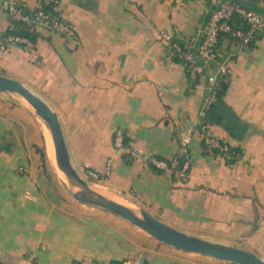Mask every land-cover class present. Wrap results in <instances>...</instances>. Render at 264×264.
<instances>
[{"label": "crops", "instance_id": "obj_1", "mask_svg": "<svg viewBox=\"0 0 264 264\" xmlns=\"http://www.w3.org/2000/svg\"><path fill=\"white\" fill-rule=\"evenodd\" d=\"M2 1L0 38L8 19ZM244 1L264 10V0ZM210 6L208 0H60L73 33L37 26L41 36L32 49L0 47V74L57 113L80 175L92 169L97 185L115 198L180 231L264 259V37L247 47L219 37L218 59L229 61L227 87L204 121L208 135L238 149L231 164L206 153L199 132L206 76L214 69L194 85L162 37L198 42ZM9 111L0 113V264H205L108 210L70 199L57 175L35 162L34 113ZM117 129L127 146H115ZM185 136L191 158L185 182L149 167L148 155L176 157Z\"/></svg>", "mask_w": 264, "mask_h": 264}, {"label": "built area", "instance_id": "obj_2", "mask_svg": "<svg viewBox=\"0 0 264 264\" xmlns=\"http://www.w3.org/2000/svg\"><path fill=\"white\" fill-rule=\"evenodd\" d=\"M210 8L208 16L202 29V35L198 42L190 38L185 41L172 39L168 34L162 33L163 39L167 43V49L175 52L184 63V69L190 81L196 85L198 79L205 74V71L214 69L206 76L208 89L199 111V132L204 138L203 150L210 155H220L225 159H232L238 153L230 151L232 148L229 144L208 135L207 125L204 121L206 112L213 107L218 100V87L222 80H225L229 71L227 59L219 61L216 52L220 35H230L239 40L242 47L249 46L255 36L260 34L264 37V16L243 7L239 3L231 0H208ZM23 0H3L2 9L8 17L14 20L22 21L32 27L40 26L47 33H58L71 35L73 33L72 24L62 16L60 9V0H36V10L32 16L26 13L23 7L18 5ZM44 6L50 8L45 11ZM236 16L244 27H234L232 21ZM17 43L25 49L33 46V43L27 38L19 35H2L0 38V47L3 51L7 50L8 45ZM216 63V64H215ZM124 133L122 129L114 132L113 141L115 146L122 147ZM190 138L182 137L179 142L178 155L169 161L155 155H148L146 163L155 168L166 172H173L179 181L185 182L188 177L190 168ZM178 158L182 159L179 162ZM129 159V158H128ZM233 162H229L231 164ZM85 173L93 178L98 179L99 174L89 168L84 169ZM104 174H108V169Z\"/></svg>", "mask_w": 264, "mask_h": 264}, {"label": "water", "instance_id": "obj_3", "mask_svg": "<svg viewBox=\"0 0 264 264\" xmlns=\"http://www.w3.org/2000/svg\"><path fill=\"white\" fill-rule=\"evenodd\" d=\"M233 1L245 3L244 0ZM5 92L25 100L31 106V111L43 120L52 141L55 161L66 178L62 182L66 185L70 196L77 202L108 210L129 221L155 240L174 249L197 253L228 263L264 264V259L249 250L185 233L162 222L140 206L114 200L99 192L75 168L57 113L48 103L23 83L0 74V94Z\"/></svg>", "mask_w": 264, "mask_h": 264}, {"label": "rangeland", "instance_id": "obj_4", "mask_svg": "<svg viewBox=\"0 0 264 264\" xmlns=\"http://www.w3.org/2000/svg\"><path fill=\"white\" fill-rule=\"evenodd\" d=\"M14 107H19V108H23L24 110L31 111V109L27 106V104L24 102V100L21 99L20 97L14 95V94L8 93V92L1 93L0 94V113L2 115L6 114V113L8 114V113H10L9 110L11 108H14ZM33 117L35 119L33 124H34L35 131H36V141H37V143L34 145V147H35V158H34L35 162L44 171H46V170L50 171L51 173L57 175V177L61 181H63L64 179L58 175V172H57L58 170L56 169V166L54 163V157H53L54 149H53V145H52V141H51L49 132L46 129L44 122L37 115H35ZM41 151L44 152V156H41ZM19 171H24V170L20 169ZM81 173H82L81 176L93 188H96V189L102 191L103 193L110 195L111 197L115 198V196L112 193L111 194L113 196L111 194L107 193L106 191L102 190L97 185V183H98V181H96L97 179H93V178L89 177L85 172L84 173L81 172ZM65 187H66V185H65ZM70 199H73V198H70ZM115 199H117L118 201H121L117 197ZM121 202H123V201H121ZM189 257L202 259L205 264H228V262L220 261V260H217V259H214L211 257H207V256H203V255H200L197 253H192V255Z\"/></svg>", "mask_w": 264, "mask_h": 264}, {"label": "trees", "instance_id": "obj_5", "mask_svg": "<svg viewBox=\"0 0 264 264\" xmlns=\"http://www.w3.org/2000/svg\"><path fill=\"white\" fill-rule=\"evenodd\" d=\"M233 1V0H231ZM236 2V1H235ZM238 3V2H237ZM240 5H242L243 7L250 9L249 7L239 3ZM18 5L23 7L24 11L26 13H28L30 16H32L33 12L36 10V6L32 9H29L25 4L24 1L23 2H18ZM45 11H50V8L47 6L43 7ZM261 15L264 16V10H262L261 8L255 7L253 9H251ZM232 25L234 27H244V24H242V22L240 21V19H238L236 16H234L233 21H232ZM37 27H32L30 25H28L27 23H24L22 21H18V20H14L11 17H8L7 19V26L5 28V30L3 31L2 35H19L22 37L27 38L29 41H31L33 43V46L36 42V40L41 36L40 33L37 31L36 29ZM262 35L258 34L255 36V39L258 37H261ZM179 41V40H178ZM33 46L29 49H32ZM227 87V81L226 80H222L219 87H218V98L224 93L225 89ZM124 133V137H123V141H122V146L125 147L128 145V138L126 137L125 132ZM114 137V134H113ZM203 146H205L203 144ZM231 151H235L236 153H238V149L236 148H231L229 152ZM41 156H44V152L41 151ZM235 158L232 159H225L227 163L229 162H233ZM179 162H182L181 158H178ZM149 167L151 169H153V171L155 172H162L161 170L155 168L152 165H149ZM228 264H235V263H228Z\"/></svg>", "mask_w": 264, "mask_h": 264}, {"label": "bare ground", "instance_id": "obj_6", "mask_svg": "<svg viewBox=\"0 0 264 264\" xmlns=\"http://www.w3.org/2000/svg\"><path fill=\"white\" fill-rule=\"evenodd\" d=\"M24 102L27 104V106L29 107V108H31V106L24 100ZM32 109V108H31ZM43 121V120H42ZM53 157H54V153H53ZM54 163H55V166H56V169L58 170L57 172H58V175L61 177V178H63L64 180L66 179L65 178V175L63 174V172L60 170V168L57 166V163H56V161H55V157H54ZM96 189V188H95ZM96 190H98V189H96ZM99 192H101V193H103L102 191H100V190H98ZM103 194H105V193H103ZM106 196H108L107 194H105ZM109 197V196H108ZM111 198V197H110ZM115 200V199H114Z\"/></svg>", "mask_w": 264, "mask_h": 264}]
</instances>
